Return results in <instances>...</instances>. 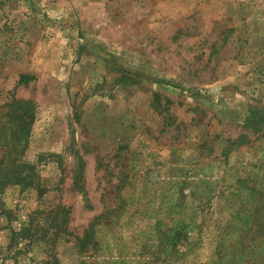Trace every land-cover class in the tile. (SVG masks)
I'll use <instances>...</instances> for the list:
<instances>
[{
    "label": "rangeland",
    "instance_id": "374dc122",
    "mask_svg": "<svg viewBox=\"0 0 264 264\" xmlns=\"http://www.w3.org/2000/svg\"><path fill=\"white\" fill-rule=\"evenodd\" d=\"M13 99L0 264H264V0H0Z\"/></svg>",
    "mask_w": 264,
    "mask_h": 264
},
{
    "label": "trees",
    "instance_id": "16d2710c",
    "mask_svg": "<svg viewBox=\"0 0 264 264\" xmlns=\"http://www.w3.org/2000/svg\"><path fill=\"white\" fill-rule=\"evenodd\" d=\"M34 78L29 75H20L18 84L27 85ZM159 94L153 93L152 106L157 109L159 106ZM3 118L2 126H0V145H3L9 152H13L15 156L6 157L0 160V192L8 184H17L20 182L18 177V169L23 165L14 163V160L22 152L25 147L26 139L30 133L31 126L34 122V105L29 100L13 99L10 104H7L5 113L0 116ZM7 124L8 133L3 134V128ZM20 146V147H19ZM8 165V166H7ZM31 172L32 166L29 167ZM9 171V172H8ZM110 211L102 212L95 216L88 224L82 236L77 237L78 250L86 251L89 247L96 250L98 243L95 240V227L99 225L101 220L107 219Z\"/></svg>",
    "mask_w": 264,
    "mask_h": 264
}]
</instances>
